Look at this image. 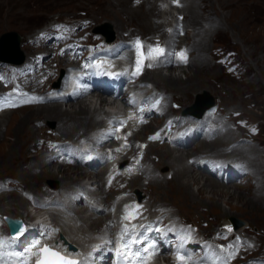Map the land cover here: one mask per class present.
I'll return each mask as SVG.
<instances>
[{
    "label": "rangeland",
    "instance_id": "1",
    "mask_svg": "<svg viewBox=\"0 0 264 264\" xmlns=\"http://www.w3.org/2000/svg\"><path fill=\"white\" fill-rule=\"evenodd\" d=\"M160 1L162 0H0V33L5 30H15L19 33L21 37L20 41L23 44V41H25V38L31 32H33L37 27L47 23L49 20L66 19L71 16H82V13H85L84 16L91 19L92 25H95L97 27L102 26V24L108 23L112 34H114L115 36L119 33H122V31H125V35H131L134 32L145 34L154 30L161 31L162 27L160 21L162 19H165L167 16L172 17V14H167V11L161 12L157 9L158 3ZM184 1V6L180 10L178 9L179 11L177 10V12L183 13L182 20L185 25V31L181 34L177 32V29L174 28L171 34L176 37V41L182 39L181 42H183L185 45H192L193 39H196L194 38L195 32L197 30H201V33L197 37H199L198 41L202 38L205 41L204 50L201 51L205 62H202V65L200 67L198 66L199 69L197 68V73L200 76V88L197 87L198 90L194 91L193 89H190V98L185 97L179 92L171 91V93L168 91V93L172 95L173 99L180 102L181 106H188L193 103L194 95L196 93H200L203 90H206L214 98V101H220L221 103L225 104L226 106L232 107L233 109L239 108L240 110H242V114H245L250 120L258 121L260 125L261 130L256 135V139L254 141L247 144H239L240 146L233 151L234 155L243 158V161L245 163L246 159L242 155L243 152L242 154H235V151L244 150L245 148L252 151H254V148L259 149V157H261L259 159L263 166L260 168L262 175L258 176L259 178L257 177V179H255L254 177L250 176L251 170L248 169V166L246 164V173L243 174L244 179H246V181L244 182H238L236 180L222 182L219 179H215L209 174L203 173L201 170L195 169L193 167L194 171L203 175V180L206 178L212 179L216 183L220 184L221 186L219 187H221L222 189H225V187L229 186H238V190L243 195H245V197H248L249 195H255L261 198L258 202H254L256 203V205L262 206V208H257L254 211L245 204L247 200V198L245 197H243V199H239L237 196H232L231 198L227 199L226 195H215L220 209H224L230 212V214L227 215L226 219L228 220L229 217L238 219L239 229H242L243 234H246L244 238L246 247L239 253L237 260L241 259L240 264H254L251 261L249 262L246 258H248L249 255L258 252H262L264 254V162L261 161L262 157H264V0ZM191 7H193L194 12L198 16L197 20L199 19V21L204 24V26H201V29L193 28L194 25L191 23L190 19L192 14H189ZM153 21L160 24L158 29L154 28L155 26L153 25ZM184 25H182L181 27H184ZM204 27L206 30L204 29ZM25 44L29 45V43ZM217 45H224L227 48L235 49L237 51V56L247 63V71L245 72L243 78L235 79L233 77H230L221 69V67L213 62V60L209 56V51L210 48ZM22 52L23 57H26L29 51L23 50ZM195 55H197V50L193 49L192 47L189 48L188 61L187 63H185V65L182 64L183 66H185L184 70H179L178 65L174 66L171 63V65L169 64L167 66L157 65L152 69L154 70L160 68V70L165 74L173 71V73L180 76V78L184 80L186 79V74L188 73V71L190 72V75H192L195 70V67L191 64L193 56L195 57ZM151 73L149 71L146 74L147 78L145 75L143 76L145 81L142 87L149 88V85L154 84L153 82L151 83ZM96 94L97 93L95 92L87 93L81 97L75 98L67 104L60 105L61 109L63 110H71L73 108H77L78 102L83 100L86 104H88L91 113L94 111L95 107H100L101 110L104 111H100L97 114V118L99 121L96 123V125L94 124L93 127L88 128L82 127L76 131V134H88L92 128H96L101 123V117L103 113L120 109L118 101L111 102L106 98V101H102L99 104V101L95 98ZM35 107L36 105L25 106L11 110L9 112H5L0 115V135L2 134V131H6H4L2 136H0V177H17L25 188L32 191L37 198H40V196L38 195H40L41 189L44 187L43 184L46 187L52 186L53 188L55 187V185L59 186L61 184L62 191L64 186L61 181L63 173L62 171L60 172L55 168V161L47 162L45 164L46 166L42 165L45 167L52 165V170H54L53 176L55 178L47 179L45 182L41 181V175L37 176L39 174L38 171L41 165H31L35 164V162L31 161V154H34L35 152L31 149L34 146L32 144L33 138L47 133V128L51 129L52 127H54V129H56V124L53 121H44L43 117H31L33 115L30 114H32V111L35 109ZM25 117L28 118L26 119ZM36 120H40L42 121V123H44V125H42V129L40 128L41 126H38L36 124ZM57 122L58 124H61V121L57 120ZM21 123L27 124L28 127H33L34 134L32 135L33 131H26L27 133H18L19 135H17L16 132ZM51 123L53 124L51 125ZM4 125L6 128H4ZM47 125L49 127H47ZM150 128V126H147L142 130L141 133L144 134ZM58 131L60 132V130ZM92 131L93 130H91V133ZM68 133L70 134L71 130ZM220 133L221 135H224L225 131ZM226 133L228 132L226 131ZM228 134L230 135L229 140H231L234 135L230 133ZM3 135H5V138L3 137ZM216 135L205 141H212V139H214ZM69 137L72 138L71 135ZM199 141L200 138H198L194 143L187 147H176L173 149V152H177L176 154L183 152L187 159H189L188 156L190 154H193V157L195 154H208V151H196L198 146L200 145V143H198ZM226 145L227 143L225 142L221 143V146L223 148H226ZM156 146H159V144H156ZM159 149L161 148L152 149V147H150L149 151L147 152L146 158L148 159V164L151 167L147 166L149 167V170L147 168L146 173L151 170L148 173V175H150V178H148V176L147 178H142V176H140L141 188H145L144 192L147 195V199L149 201L164 203L169 206L171 211L180 214L187 220H194L199 225L201 231L211 230L215 227V225H217V223H223L227 221L224 220V217H220V213L217 212L218 210L216 208L210 210V207L205 202H196V199L191 198L188 193L183 191L179 181L178 184L176 183V176H172L170 178H167L165 176L164 172L167 170V167H158V165H160V161L162 160V158L159 157L162 150ZM162 149L163 151L166 150L165 148ZM149 153H151L150 156ZM40 155L44 156L43 153H40ZM47 155L48 154L46 153L43 159L44 162L45 159L48 160ZM213 155L221 156L227 154L223 151ZM193 157H191V159ZM185 162L186 159L183 158L182 160H180V163H178L177 166L180 165L182 167V164H184ZM169 165L171 164L169 163ZM74 166L82 167L80 176H78L79 178H81L78 182L90 188L94 186V182H92L91 185L89 184L91 178L96 180V175H102L104 170L103 168L98 167L93 172H89V170H87L85 166L71 165L72 169L75 168ZM170 168L172 170H175L176 167L175 165H171ZM156 170L158 171L156 172ZM34 174L37 175L34 176ZM153 176L157 177L154 181L155 183L151 179ZM66 183L67 184L65 186L67 188L72 187L74 189V193L77 192V187L78 190L84 191L83 186H76L77 181L74 178L73 180H69ZM137 184L138 183H135L132 186H137ZM88 187V194L93 192L95 194H98L97 197H99V194L101 192L105 201H112L110 200V193H106L104 189L100 190L97 186L96 190H92ZM191 187L192 190L196 192L195 188H197V186H195V184H192ZM71 201L74 204L73 209L75 207L83 211V218L82 215H79L81 217V220L79 219V222L75 221V225L79 226H75L73 222L74 219L68 218V220L71 219V221L67 222L58 217L59 220H56L58 221V224L63 228L62 231H65L64 233L69 236L72 234V236L74 237H70L74 240H77V242L79 240L83 241V239L87 238L88 240L94 239L96 235L103 236L99 232L101 229L98 228L94 229V233L87 232L82 234L78 231L80 226L83 227V225H85L83 220H85L86 222L89 221L88 219H84V216L88 217L91 213L90 210H88V208L86 209L79 200L72 199ZM174 207L177 209L175 210ZM103 209V211L101 210L99 212H94L92 220L104 217L103 215L106 212V207ZM0 212H5L12 216H22L29 214V220H31L36 214H39L41 219H52L55 215L54 213L43 212V208L40 207L33 209L28 208L26 199L15 191L0 193ZM102 225L104 224L102 223ZM85 243L86 242H84V244ZM79 245H81V243Z\"/></svg>",
    "mask_w": 264,
    "mask_h": 264
},
{
    "label": "bare ground",
    "instance_id": "2",
    "mask_svg": "<svg viewBox=\"0 0 264 264\" xmlns=\"http://www.w3.org/2000/svg\"><path fill=\"white\" fill-rule=\"evenodd\" d=\"M194 13L195 12L193 10V7H191V10L189 11V14H192L191 17H190V19H191V23L194 25L193 28L194 29H196V28L201 29V26H204V24H202L199 21V19L197 20L198 16L195 13V15L197 16L196 17L194 15ZM192 16H193V19H192ZM153 25L155 26L154 27L155 29H158V27L160 26V24H158V23H156L154 21H153ZM196 25H197V27H196ZM204 29H205V27H204ZM202 30H203V28H202ZM200 31L197 30L195 32L194 38H196V39H193V44L192 45L191 44L190 45H188V44L185 45L183 42H181L182 39L176 41V37L174 35H172V34H169L167 36V38H166V43H167V46L168 47L178 46V45H184L186 48H191L192 47L193 49H196L197 50V55H195V57L193 56L192 63H191L195 67V70H194L193 74L190 75V72L188 71V73L186 74V79L183 80L182 78H180V76H178L175 73H173V71L165 74V73H163L160 70V68H157V69H154V70L152 69V71H151V69H148V70H146V71H144V72L141 73V77L142 78H140V80L145 81L144 78H143V76L145 75L146 78H147V75L146 74L150 71V73L152 72L151 75H150L151 76L150 78L152 80L151 83L153 82L156 86L153 84L155 87L152 86L151 88L144 89V92L145 93H151L152 90L153 91L159 90L161 92H166V93H168V91L169 92L174 91V92L181 93L182 95H184L187 98H190V96H189L190 89H193V91H194V90H198V88H200V85H199V84H201L200 81H199L200 80L199 79L200 76H199V74L197 72H198L199 67L202 65V62H205V59L202 56L203 54H201V51L204 50V47H205V41H204L203 38L201 39L202 41L201 40L198 41V38L199 37H197L201 33ZM127 36L128 35H125L124 37H127ZM176 43L178 45H176ZM24 44H25V41H23V44H22L21 41L19 42V48L21 49V51H23V50L30 51V49L32 47L30 45H27V44H25V46H24ZM125 53L126 54H129L128 52H125ZM168 60L172 62L171 54L170 55L167 54L163 60H158L156 64L162 65V66H167V65H169L171 63L170 62L169 64H167V61ZM177 65H178V69L179 70H184L185 69V66H183L182 64H180V65L177 64ZM138 87H140V86H138ZM95 98L99 101V104L102 101H106L105 100V97H102L99 93L96 94V97ZM50 104H52V105H47L45 103L44 104H34V105H36V107L32 111V114H30V115H33L31 117L32 118H35V117H37V118L38 117H43L44 118L43 119L44 121L45 120L53 121L56 124L55 125L56 126V130H60L61 134L65 135L66 137H69L71 135L72 137L73 136L76 137V139L83 135V133L76 134V131L78 129H80L82 127L83 128L93 127V125L94 124L96 125V123L99 121L98 118H97L98 117L97 114L100 111L104 112L103 110H101L100 107H95L94 111L91 113L88 104H86L85 101H83V100H81L80 102H78L77 108H73L71 110H66V109L63 110V109H61V107H60L61 104L60 103H50ZM34 105H24V106L16 107V108H13V109L10 108V109H7V110H4V111L0 112V115L3 114V113H5V112H9L11 110L17 109V108H21V107H25V106H34ZM105 113H107V112H105ZM57 120L58 121H61V124H58ZM52 124L53 123H51V125ZM25 125H27V124L21 123L20 127L18 128V130L16 132L17 135H19L18 133L24 134V132H26V131L27 132L28 131H33L32 132V135L34 134L33 127H28V125L27 126H25ZM45 125H46V123H45ZM147 126L148 125H145V127H147ZM47 127H49V126L47 125ZM4 128H6L5 125H4ZM40 128L42 129L43 126H41ZM69 129L71 130V133L70 134L68 133L70 131ZM4 131H2V134L4 133ZM2 134L0 136H2ZM138 134H139V132L137 131L134 134V137L135 136H138ZM3 137L5 138V135H3ZM227 137L228 136L226 134H224V135L223 134L222 135L220 134V135L216 136L214 139H212V141H209V142H206L205 139H201L198 142V143H200V145L198 146V148H197L196 151H208L211 154H218V153L224 151V153L227 154V155H224V156H232L233 157L234 152H232V150H230L229 152H225V150H224L225 148H223L221 146V143L228 142L229 137L228 138ZM4 138H3V140H4ZM149 146L152 147V149L153 148H155V149L156 148H161L159 150H162V152H160L161 155L159 156V157L162 158V160H161L162 162L160 161V163H159L160 165H158V167L160 168V166H164V167H167V169L170 170L171 169L170 168L171 165L172 166L175 165L176 168H175V170H172L173 172H172L171 177L172 176L173 177L176 176V183L178 184V181H179V183L181 184V187H182L183 191H185L186 193H188L191 198L196 199L197 200L196 202H202V203L205 202L210 207L209 208L210 210H213V209L216 208L218 210L217 212L220 213V217H224V219H226L227 218V215L230 214V212H228V211H226L224 209H220V207L218 205V202H217V200L215 198V195H217V196H219L221 194L222 195H226V198L227 199L228 198H231L232 196H237L239 199H243V197H245V195H243L238 190V186L237 187L236 186L235 187L234 186L233 187L229 186V187H225V189H222L221 187H219L221 185L218 184V183H216L212 179L206 178V179L203 180V178H202L203 175L193 170L194 169L193 168L194 167L193 164L191 162H188V159H187V157H185V155H184L183 152H180L178 154H176L177 152L176 153L173 152V149L176 148V147H174V146H168V145H165V144L156 146V142L149 143ZM252 147H255V146H252ZM162 148H165L166 150L163 151ZM31 149H33V148H31ZM242 149H244V148H242ZM176 150H178V149H176ZM242 152H243V154H242ZM259 152L260 151H259L258 148L257 149L254 148V151H252L250 149H247V148H245L244 150H236L235 151V154L241 153L245 157V159H246V165L248 166V169L251 170V173H250L251 175L250 176L251 177H254L255 179H257L258 176L262 175L261 174V171H260V168L263 167V166H262V163L260 162V159H259V158H261V157H259L260 156L259 155ZM26 153H28V152H26ZM40 153H43L44 156H41L42 154L40 155ZM20 154H22V153H20ZM45 155H46V153H44V152H42L40 150L38 152H34V154H31V161L32 162H35V164H31V165L32 166L41 165V167L38 166V167H40V169L38 171L39 174L38 175L37 174H34V176L35 175H37V176L41 175V181L42 182H45L47 179L55 178L53 176V173H54V170H52V167L53 166L51 165V166L45 167L46 166L45 164L48 161H51L49 159L48 160L45 159V162H44L43 159H44ZM191 156H192V154H190L188 157H191ZM212 156H214V155H212ZM183 158L186 159V162L184 164H182V167L180 165L177 166V164L180 163V160H182ZM22 161H24V160H22ZM261 161L264 162V157H262V160ZM55 162H56L55 163L56 164L55 165V168L57 170H59L60 172L62 171V173H63V177L61 178V181H62L63 186H64L63 187V191H68L67 194L64 196V198H66L69 195V199H72V198H74V199L75 198L81 199V196H76V195H78L77 194L78 191H80V192H82L84 194H88L87 193L88 192L87 191L88 189H87L86 185H83L80 182H78L79 179L81 178V177L79 178L78 176H80L82 167L74 166L75 168L72 169L71 165L65 164L63 161H55ZM169 163L171 165H169ZM27 165H28V163H27ZM42 165H45V166H42ZM63 166H66V167H63ZM147 168L149 170V167L145 166L144 169L142 170V172L146 173ZM158 170H156V171H158ZM89 172H92V170H89ZM165 172H164V174H165ZM73 178L77 181L76 186H83V190L85 192L84 191H81V190H78V187H77L76 188L77 189V192L74 193V189L72 187L67 188L65 186L67 184L66 182H68L69 180H73ZM100 178H101V175H96V180H94V179L91 178V181L89 182V184L91 185V183L94 182L93 183L94 186L92 188H89V189L96 190L97 189V186H98L99 189L102 190L103 189V183H99V179ZM156 178H157L156 176L155 177L153 176L151 179L154 182ZM140 179H141V177L135 176V177H133L132 180L134 181V183H138L137 186H140V188H141ZM222 182H224V181H222ZM225 182H227V181H225ZM192 184H195V186H197V188H195V191L196 192H194L192 190V187H191ZM166 186H168V185H166ZM55 187H56V185H55ZM257 189H258V187H257ZM260 189H261V187H260ZM133 190L136 191L137 189L134 188ZM144 190H145V188L143 189V191ZM206 193H208V194H206ZM100 194H101V192H100ZM100 194H99V197H97L98 194H95V193L91 192L90 193V198L94 197V203L96 205H98V206L99 205H102L101 209L103 211L104 210L103 208L109 207V204H111V205L114 204V202L112 200L113 195H110V199L112 201H107V200L105 201L104 200V197L102 196V194L101 195ZM245 198H247L245 204L247 206H249L252 210L255 211L257 208L258 209H261L262 208V206L256 205V203H255V202H258L261 199L258 196H255V195H252L251 196V195H249L248 197L246 196ZM161 200H163V199H161ZM103 201H104V203H103ZM87 204H89V202L86 203V205ZM199 206H200V204H199ZM85 208L87 209V207H85ZM176 209L177 208H175V210ZM82 212L83 211L81 209H77V208L74 207L73 213L75 214V217L72 216V217H69V218H71V219L79 218L81 220V217L79 215H82V218H83ZM90 213L91 214L88 217H85L84 216V219H88L89 221L86 222L85 220H83L85 225H83V227L80 226V228H79L78 231L80 233H82V234L87 233V232L88 233H94L95 232L94 229L95 228H98V229H101L99 232L102 235H104L106 237H109V234H110V232H109V226H110V224H109V222L107 220H110L111 219V217H110L111 216V212L107 211V212L104 213V215H103L104 217L97 218L95 220H92V217L94 216L93 211L90 210ZM23 216H25L27 219L30 218V215L29 214H26V215H23ZM53 219L54 220H56V219L59 220L58 216H53ZM102 223L104 225H102ZM75 226H79V225H75ZM102 228H103V230H102ZM96 232H98V231H96ZM67 236H69V235H67ZM70 236H72V234ZM72 237H74V236H72ZM86 240H88V238L87 239H83V241H81V242L79 240L78 242L80 244V243H83ZM92 246H95V245L92 244Z\"/></svg>",
    "mask_w": 264,
    "mask_h": 264
},
{
    "label": "snow or ice",
    "instance_id": "3",
    "mask_svg": "<svg viewBox=\"0 0 264 264\" xmlns=\"http://www.w3.org/2000/svg\"><path fill=\"white\" fill-rule=\"evenodd\" d=\"M136 49H137V60H136V71L133 72V75H139L141 71V67L143 64V61L145 57L141 54V43L139 40L136 41ZM165 50L160 47H150L148 49V57H155L158 58L160 55L164 54ZM171 54V53H170ZM181 62H186L187 57L184 50H181L180 52H177L174 54ZM151 65H149L150 67ZM27 102V101H25ZM15 106V105H13ZM158 135V134H157ZM157 137H150V139H156ZM124 147H127L125 144ZM120 149H116V151H119ZM109 183H111V179L109 180ZM130 205H125V215L122 217L123 220H130L135 219V215H131L129 213ZM136 208H139V205L135 206ZM14 225L13 228V235L10 237V239L7 241L8 245L14 244L16 241H18L21 237H23L27 231V228L22 225L21 222L16 221L12 222ZM135 226L133 225V229ZM52 232L58 231L57 229H52ZM131 232L130 229L125 226L124 233L125 235H122L120 237L121 240V246L120 249L117 251V256L121 258V260H129V264H148V261L154 256V255H160L157 251V246L152 243H147L144 241H141L140 237L143 236V233H140L135 239L126 240L125 237L127 234ZM49 233L47 231L40 233L41 238H34L30 242V244L23 248L21 251H14L11 253L12 259L14 261V264H89V261L87 257L81 260L72 259V255H79V253L71 252L67 256L62 254L59 251H56L55 249L58 247H64L65 251H67L68 246L67 245H57V244H43L41 245V239L47 238ZM143 244V247H139L138 245ZM136 246V247H134ZM6 247V243L3 240H0V264H8L7 261L4 259L3 250ZM98 248H93V252L98 251ZM91 255V254H89ZM130 258V259H129ZM176 260L177 264H188V260L186 258V254H181L180 248L176 249ZM119 264V262H118Z\"/></svg>",
    "mask_w": 264,
    "mask_h": 264
},
{
    "label": "water",
    "instance_id": "4",
    "mask_svg": "<svg viewBox=\"0 0 264 264\" xmlns=\"http://www.w3.org/2000/svg\"><path fill=\"white\" fill-rule=\"evenodd\" d=\"M105 31L108 28L104 29ZM19 38L20 35L15 30H5L0 33V59L18 62L22 59L23 54L19 49ZM208 102V103H207ZM208 97L204 94H198L196 96V100L194 106H199L200 108L209 105ZM4 219L6 220L10 232H13L14 225L12 222L19 221L22 223L21 219L18 217H10L8 215H4ZM232 222L235 224L237 220L230 218ZM23 225V223H22Z\"/></svg>",
    "mask_w": 264,
    "mask_h": 264
}]
</instances>
